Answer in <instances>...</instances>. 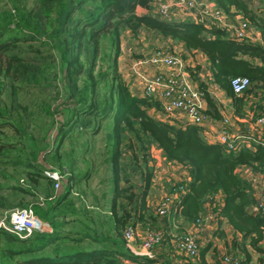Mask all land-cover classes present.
I'll use <instances>...</instances> for the list:
<instances>
[{"label":"trees","instance_id":"1","mask_svg":"<svg viewBox=\"0 0 264 264\" xmlns=\"http://www.w3.org/2000/svg\"><path fill=\"white\" fill-rule=\"evenodd\" d=\"M178 1L174 0L175 10H178L175 5ZM207 1L209 7L229 18L239 17L248 27L258 31L262 44L237 42L227 30L218 26H206L207 20H164L153 13L156 8L157 13L161 14L158 8L164 0H34L30 8H26L28 0H6V7H0V169H14L17 173L23 172V167L27 168L23 174L21 172L19 178L1 177L3 181L0 190L7 186L5 190L10 193L8 197L13 199L0 196V211L31 206L39 219L49 221L42 220L51 229L71 225L72 217L67 215L74 214L70 212L73 204L67 203L66 207L60 208L59 201L54 206L47 201L50 195L46 188L51 189L53 185L44 177L47 169L40 168L36 160L32 159L35 162L28 165L25 160H20V151L16 147L21 148V153L27 147L19 140L14 142L7 134V130H10L14 136L21 138L20 126H28L30 121L32 123L27 106L20 103L21 88L18 82L32 86L42 81L54 82L58 79L66 87L67 95L64 99L67 101L74 98L67 102L73 107V117L85 110L86 115L99 121L107 120L112 129L107 133L104 154L110 155V159L105 157V160L110 164V182L113 183L110 203L112 211L110 210L111 217L106 226L97 227L93 218L85 216L86 212L79 211V218H76L79 224L77 235L80 234L82 241L90 242L88 247H66L65 244L73 241L71 234L61 238L53 230L50 234L38 233L25 240L0 232V242H7V249L0 251V264H157L156 258L147 260L133 256L123 239L124 229L132 224V215L129 213V216H118L115 203L119 198L129 204L135 201L134 193H130L127 198L125 196L130 187L119 189L118 175L122 168L118 162L120 152L117 149L123 130L131 131L137 142H142L143 138L148 139L149 145L155 144L159 148L166 162L186 169V180L183 184L186 193L171 205V209L180 208L179 213H172L171 224H176L177 218L184 225L194 224L201 217L208 198L221 194L222 204L218 211L220 222L226 220L235 234H240L244 239L248 238L254 247L259 244L264 228V215L251 213L250 210L256 207L252 186L240 179L236 170L247 167L256 175L260 174L264 181V146L254 144L252 150L227 152L220 144L206 143L200 135L203 129L199 127L189 124L176 127L153 119L148 110L159 108V105L138 95L133 96L122 75L117 72L121 33L128 32L131 36H138L142 30L153 31L163 38L181 43L191 57L200 54L207 60V77L210 79L203 80L201 77L200 81L197 76V71L201 70L199 64L194 66L196 73L189 74L208 106L206 116L220 119L216 100L208 91L209 85L216 86L231 100L236 118H248V111L245 110L248 104L258 106L262 112L264 17L255 14L253 0ZM192 9L197 11V5ZM196 13L199 15L198 11ZM18 43H28L29 46L19 49L16 46ZM23 50L31 53L34 61L25 60ZM96 61L103 63V67H99L97 71ZM238 77L247 78L251 83L250 90L242 96H236L231 89V81ZM78 83H81L80 88ZM26 101L30 103L29 99ZM49 109V106L44 108L47 114ZM18 115H26L27 118L23 120ZM78 124L77 122L75 126ZM224 128L227 132L230 130ZM61 130L63 133L57 137L59 141L53 142L52 147L47 148V132L50 130H46L41 137L42 146H38L34 139L31 148L34 158L41 155L42 160L49 166L69 170L59 171L64 178L69 176L68 181L64 179L65 190L72 181L88 179V169L93 164L88 162L86 156L93 140L88 139L80 144L82 148L76 153H73V149L66 151L64 149L67 144L63 141L80 140L83 134H73L71 130L63 131V128ZM93 132L91 136L95 134ZM50 159L53 163L49 162ZM76 159L87 166L85 173H75L78 169ZM151 178V175L146 178L147 186L139 206L141 210L145 207L144 201ZM42 181L46 187L41 186ZM109 186L111 188L112 185ZM175 188L178 189V186ZM173 190L172 187L171 192ZM39 192H42V199L38 196ZM81 194L84 195L82 192ZM63 200L64 198L61 202ZM42 202L49 206L48 210L39 206ZM60 213L65 216H56ZM142 219L143 216L138 217V220ZM166 241L169 242V239ZM259 249L264 250L260 247ZM160 262L159 259L158 263Z\"/></svg>","mask_w":264,"mask_h":264},{"label":"rangeland","instance_id":"2","mask_svg":"<svg viewBox=\"0 0 264 264\" xmlns=\"http://www.w3.org/2000/svg\"><path fill=\"white\" fill-rule=\"evenodd\" d=\"M33 1L34 0H28V5L26 8H30V6L33 5ZM196 1L198 4H201V6H204V8L200 9V11L201 14H203L207 18V22L205 25H211L213 20L209 15H206L211 10L210 8H208V1ZM5 3L6 0H0V7H6ZM173 6L174 0H164V3L161 6L164 9H167V12L172 13V17H166L163 14L159 15L156 8L154 9L153 13L161 16L162 18H164V20L174 19L176 22L188 21V18L190 19L189 21H194L193 18H196L195 16H197V11H191L189 8L175 10L173 9ZM252 8L255 11L256 15L260 16L261 18L264 17V1L253 0ZM221 16L222 22L219 23L218 26L224 30H227L228 32H231V34L232 30L237 29L242 23V20L239 17H235L232 19L224 15L223 13ZM120 41L121 46L120 55L117 59V72L122 75V79L125 82L128 91L132 93L133 96L138 95L139 97H142V94L144 92L141 90L142 86L139 85L138 89H136V83L143 78L144 74L157 76L164 72L163 68L156 67L158 66L159 61L165 62L171 59H180L183 64H186V68L189 74H195L196 70L194 66L200 63L199 65L201 66V70L200 72L197 71V73L199 74V76H203V80L207 79V74L209 71L207 61L203 63L202 58L200 56H197L198 54L195 55L196 58L191 57V54L188 53L183 48L184 46L179 42L163 38L156 32H148L143 30L138 36H126L125 33L123 34L122 32L120 35ZM247 42L261 45L260 41L257 38H249ZM16 46L19 49H25L29 46V44L18 43ZM23 51V57L25 58V60H28L29 62L34 61V56L31 53H27L26 50ZM158 54L160 56L155 57ZM99 67H103V63L96 61L95 71H97ZM199 79L201 80V78ZM17 84L21 88L20 103L23 106H27L29 118L30 120H32V123L30 121L28 126H25L24 124L20 126L19 131L22 134L21 138L14 136L10 130H7L8 136H11L14 142L19 140L25 147H27V150L23 153H21L22 151L20 147H16V149L20 151V160H25L27 163L26 165L31 164L32 162H35L33 160H36V164L40 168H44L47 170L51 169L57 172H69V170L67 169L59 170L58 168L49 166L42 160L41 155H38L34 158L31 148L32 141L36 139L38 142V146H42V144H40V142H42L41 137L46 130H50L47 132V135H49V137L46 140L47 148H50L53 146V142L59 141L57 137L58 134L60 135V133L62 132L61 128H63V131L64 129L71 130V133L73 134L82 133L83 135L80 140L70 142L68 139H65L63 141V143L67 144L64 150L70 151L73 149V153H76L82 148L80 144L88 139L93 140V143H91L88 147V155L86 156V158H88V162H90V164H93L92 168L88 169L89 177L86 180L77 182L75 184V187H77L78 185H82L83 187L82 193L84 195L81 204H79V211L86 212L87 215L85 214V216L93 218V222L97 225V227L98 225L106 226L107 221H109V218L111 217L109 215V208L113 195V183L111 184L110 182V177L112 175L111 171H109L110 164L105 160V157L110 159V155L106 156L104 154V150L106 146V139L108 138L107 133L112 129V127L107 122V120L99 121L89 115H86L85 110L80 111L73 117V107L68 105L67 102L74 100V98L67 101L64 99V97L67 95V93H65L66 87L62 85L58 79H56L54 82L42 81L40 84H34L32 86L23 85L19 82ZM80 87L81 83H78V88ZM192 88L194 90H197L196 83H192ZM97 90L100 91L99 89ZM26 99H29L30 103H27ZM3 102H6V99H3ZM150 102L152 103L155 101ZM155 103L159 105V108L162 112L159 108H153L151 110H148L149 116L153 119L155 118L163 122L171 120L166 118V116H169V114L164 113L162 104L160 102ZM47 106L50 107L48 114L44 110V108ZM258 108V106L249 104L247 105L245 110L248 111V118L246 119L248 122H251L256 117V114L260 112ZM17 110H20V107H17ZM153 110L157 111L159 114ZM222 111H224L222 120L224 118H228L234 121L240 120L234 116V112L232 113L227 105H224V109H222ZM20 113H23V111H20ZM18 116L23 120L27 118L26 115ZM170 116L172 117L173 114H170ZM173 117L177 118V115H174ZM77 122L79 123L77 125L78 127L75 126ZM244 122L245 121H243L242 123ZM81 130H87V132ZM92 132L95 133L93 136H91ZM65 134L67 133L65 132ZM147 140L148 139L143 138L142 142H137L138 140H136V136L133 135L129 130H123L120 135L117 149V152H120L118 162L122 168L121 172L118 175L119 189L123 190L124 188L130 187L131 189L127 191L125 196L127 198L130 193H134L135 201L129 204L128 201L119 198L120 200H117L115 203L116 210L119 213L118 216L122 214L129 216V213H131L132 219L130 220V223H134L140 235L144 234L147 229L150 231L163 230L164 232L170 233L169 235L183 233L185 227L180 222L176 221L175 226L171 224L170 227H168L167 220L165 219L166 222L163 223L164 220L162 218L156 217L155 210L159 206L161 201L171 195L172 187H183L184 181L186 180V169L177 164L166 162L159 148L155 144L149 145ZM238 151L239 149L232 152L236 153ZM49 162L53 163V160L50 159ZM76 162L78 165V169L75 173H85L87 171V166L84 163H81L78 159H76ZM40 164H44L45 166H41ZM23 168V172L21 171V169H18L22 172V174L27 170L26 167ZM21 172L16 173L14 172V169H0V185L1 181H3L1 177L19 178L21 176ZM148 175H151L152 178L151 181H149V188H147V195L144 201V210H141L139 208L140 200L147 186L146 178ZM64 179L68 181L69 176L66 175ZM7 180L10 184V180ZM107 181L109 185H112L111 188L107 184ZM6 187L7 186L2 187V190H0V196L9 198L8 195L10 193L5 190ZM3 189L5 191H3ZM60 189L62 190L61 185L58 191ZM101 192L103 193L99 206L103 209V211L107 212V215L106 217H101L99 219L98 216L91 214L92 211L90 210V208L92 207L94 195L96 194L99 197ZM11 199L13 198H9V200ZM100 207H96L95 213H98L100 211ZM208 213L209 210L204 208L202 215L205 216ZM140 216H143L142 220H138V217ZM96 221H98V224ZM214 236H216L215 233ZM6 243L7 242L5 240H2L0 242V251L7 249V247H5ZM198 244L200 255L203 249H200L201 246L199 241ZM65 245L66 247H70L71 245H73V243L69 242ZM161 246H159L158 249ZM15 248L17 249V247ZM158 249L156 251L159 252ZM48 251L50 252L51 250L49 249ZM213 253L214 254L211 256L212 259H215L217 255H220L218 254V251ZM180 262L183 264H194L193 260H181Z\"/></svg>","mask_w":264,"mask_h":264},{"label":"built area","instance_id":"3","mask_svg":"<svg viewBox=\"0 0 264 264\" xmlns=\"http://www.w3.org/2000/svg\"><path fill=\"white\" fill-rule=\"evenodd\" d=\"M175 5L178 10L189 8L191 11L197 5L199 15L195 16L196 18H193V20L195 22H204L207 19L206 16L201 14V4H198L195 0H179ZM208 8L211 10L206 15H209L213 22L207 26H218L222 22V12L211 7ZM159 12L166 17H172L171 13L167 12V9L163 7L159 8ZM241 22L240 26L232 30L231 34L237 42H247L249 38H257L261 41L258 31L248 27L244 21ZM159 56L158 54L155 57ZM156 67L163 68L164 72L157 76L144 74L143 78L136 83V89H138L139 85L142 86L141 90L144 91L142 97L149 101L160 102L164 113L169 114V116L170 114H173V116L177 115L180 118L182 116L185 119L184 125L189 124L204 130L209 125L210 117L205 115V102L202 95L198 90L192 88L193 82L189 76L186 64H183L180 59H171L165 62L159 61ZM250 88L251 83L247 78L238 77L231 81V89L236 96H242ZM224 127H231L230 119L224 118L222 120L219 131L215 132V138H213V142H210L224 146L227 152L240 149L241 142H247L252 147L250 148L251 150L254 144L264 146V109L251 122H248L242 134L230 135ZM236 173L239 176H244L245 179H249L245 181L252 186L256 207L250 210L251 213L264 215V181L262 176L260 174L253 175L251 169L247 167L237 169ZM44 177L53 183L55 192L58 191L60 185L62 186L64 182V176L55 170L45 171ZM173 188L174 190L171 195L161 201L156 208V217L167 219L171 217L172 213H179L180 208L173 207L171 209V205L178 197L185 194L186 191L183 187H179L178 189ZM221 204V194L208 198L205 208H208L212 214L207 216L201 215L194 224L187 225L189 229L187 227L183 233L179 234L169 235L170 233L164 232L163 230L150 231L147 229L144 234L140 235L137 227L132 223L126 226L123 232L125 246L137 258L154 260L158 247L166 239H169L170 244L174 248V254L182 256L184 260H198L199 238L202 232L207 231L209 228L207 222L214 221L216 217L218 218V211ZM214 209H216L215 214L212 212ZM0 232L14 236L20 240H25L38 233L50 234L52 229L47 223L35 215L30 206L0 211ZM259 246L264 249V228L262 229V239L259 242ZM220 259L219 264H240L237 258L226 253L221 254Z\"/></svg>","mask_w":264,"mask_h":264},{"label":"crops","instance_id":"4","mask_svg":"<svg viewBox=\"0 0 264 264\" xmlns=\"http://www.w3.org/2000/svg\"><path fill=\"white\" fill-rule=\"evenodd\" d=\"M143 31L151 32L149 30H143ZM125 35L131 36L130 33H128V32H126ZM260 43L262 44L261 41H260ZM197 56H200L202 58L203 63L207 61L202 55L198 54ZM208 69H209V65H208ZM208 74H209V71H208ZM208 74H207V76H208ZM197 76L199 78L203 77V76H199V74H197ZM208 79H210V77ZM208 91L212 95V97L215 98L216 103H217V110H218V113L220 115L219 120H215V119L210 118L209 125H207L206 128L200 134L201 137L203 138V140L206 141V143L211 144V142H213V138H215V132L219 131V128L221 126L222 117H223V113H224V111H222V109H224V105H227V107H229V109L231 110L232 113H233V109H232L233 107H232L231 100L228 97H226L220 90H218L216 88V86L209 85ZM214 94H215V96H214ZM204 105H205L206 110H208V106L206 104H204ZM153 111H155V110H153ZM160 111H161V109H160ZM155 112H157V111H155ZM166 118L171 119V120H168L167 123H169L173 126H176V127H180L182 124H185L184 123L185 119L182 116H181V118L178 116H177V118H174L173 116L172 117L166 116ZM246 119L247 118H245L244 123H242L244 121L243 119L238 120V121H234V120L230 119L231 127L229 128L230 130H228V133H230V135L242 134L243 131H245L244 129H245L246 123H248V121ZM239 147H240V149L252 148L247 142H241ZM239 168H242V167H239ZM253 175H255V173H253ZM237 176L242 180H249V179H245L244 176H239L238 174H237ZM77 182H81V181H78V180L72 181V183H70V187H66L65 190H64L65 185L63 182V184L61 186L62 190L60 189L59 191L55 192L53 185H52V187H51L52 190L49 188H46V191L50 195V198H48L47 201L51 202L52 206H54V204L57 201H59L58 203H60V205H59L60 208L66 207L67 203H69L68 205L73 204V208H71L70 212H72L74 214L67 215L68 217H70V216L72 217V218H70L72 224L68 225V226L65 225V226H61V227H55V228H52V230H53L54 234L57 233L58 236H60L61 238L64 236H68V234H71V237L70 236L69 237L71 239H73V241H72L73 245H71L70 247L81 248V247H88L90 245V242L82 241L80 234L77 235V232L79 231V224H78L76 218H79L78 217V215H79V204H81V201L83 200V195L81 194L83 187H82V185L81 186L78 185L77 187H75V184ZM40 183H41L42 187H46V185L43 183V181ZM102 193L103 192H101L99 197L96 194L94 195L92 207L90 208V210L92 211L91 214L98 216L99 219L101 217H106V215H107V212L103 211V209L99 206L100 200L102 197ZM41 194H42V192L38 193V196L40 197V199L43 198V196H41ZM62 198H64V200L61 202ZM50 200H53V201H50ZM39 206L43 207L44 210L49 209V206H45L44 202L40 203ZM96 207H100V211L98 213H95ZM205 209H208V208H205ZM110 210L112 211V205L111 204H110V208H109V215H110ZM212 212L214 214L216 213L215 210H212ZM210 214H212V213L209 210V213L207 215H210ZM207 215H205V216H207ZM56 216L59 217V216H65V215H64V213H60V214H56ZM41 220L49 223L48 220H44V219H41ZM163 220H164L163 223H165L167 220V222H168L167 226L170 227L171 217L167 218L166 220L165 219H163ZM176 221L180 222L185 228L188 227L187 225H184L183 222L179 221L178 218L176 219ZM75 224H76V226H74ZM172 225L175 226V223H173ZM207 226L209 228L207 229V231L202 232V234L199 238V243L201 246L200 249H203V250L202 251L200 250L201 255H199L198 260H193L194 264H219L220 255L224 254V253H226L227 255H230L234 258H237L240 261V264L241 263L264 264V250L259 249V247H260L259 244L257 243L256 247H254L253 245L250 244V241L248 238L244 239L241 237L240 234H235V232L227 224L226 220H221V222H220V220L216 217V219L214 221H208ZM187 229H189V227ZM214 233L216 236H214ZM207 238H208V240H207ZM158 250H159V252L158 251L156 252L157 253L156 260L157 261L155 260L157 262V264H183L180 262L181 260H184L183 257L178 256V255L176 256L174 254V252H173L174 248L168 241L164 242L163 245ZM216 251H218V254H220V255H217V257L215 259H212L211 256L214 254L213 252H216ZM159 259L160 260L162 259L161 263H158ZM213 261H215V262H213Z\"/></svg>","mask_w":264,"mask_h":264}]
</instances>
